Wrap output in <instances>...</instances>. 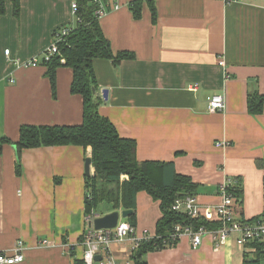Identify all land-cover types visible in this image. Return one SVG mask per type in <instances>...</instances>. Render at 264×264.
Returning a JSON list of instances; mask_svg holds the SVG:
<instances>
[{
    "label": "crops",
    "instance_id": "1",
    "mask_svg": "<svg viewBox=\"0 0 264 264\" xmlns=\"http://www.w3.org/2000/svg\"><path fill=\"white\" fill-rule=\"evenodd\" d=\"M76 0H21L19 16L7 0L0 17V137L19 139L22 125H79L83 100L71 94L72 71L57 70L56 97L46 67L25 64L51 45L56 31L76 28ZM102 30L112 50L134 58L117 67L94 61L100 89L109 99L99 109L121 137L137 142L139 162H171L178 174L199 184L203 214L221 199L217 187L240 178V216L264 214V112L252 116L248 98L264 96V0H155L157 21L145 4L136 20L133 0H107ZM118 4V8L109 7ZM9 50V55L5 51ZM225 66H220V61ZM227 75L231 79L227 80ZM14 82L11 83L10 80ZM198 86L196 91L190 88ZM214 95L223 112H211ZM225 142L224 147L217 143ZM91 151L63 146L25 150L22 175L17 153L5 145L0 156V251L18 241L26 247L21 264H77L86 230L85 162ZM94 173L93 168L91 174ZM121 211V210H120ZM160 203L137 195L136 236H154ZM213 218H215L213 216ZM132 243H113L119 264L131 258ZM254 253L231 240L216 248L210 237L194 249L191 240L145 256L147 264H243Z\"/></svg>",
    "mask_w": 264,
    "mask_h": 264
},
{
    "label": "trees",
    "instance_id": "2",
    "mask_svg": "<svg viewBox=\"0 0 264 264\" xmlns=\"http://www.w3.org/2000/svg\"><path fill=\"white\" fill-rule=\"evenodd\" d=\"M6 2L7 0H0V17L7 12ZM11 2L14 15L19 16L21 0ZM76 2L78 5L76 28H71L70 34L58 43L60 54L42 66L46 67V77L51 83L54 97L57 89V70L63 66L71 69L70 91L73 95L81 96L83 100L82 122L79 125H22L17 141L0 137V156L5 145L14 147L18 159L16 173L21 176V157L25 150L63 146L90 150L94 173L85 178V216L133 210V215L126 221L136 230L137 195L146 192L154 201L160 203L162 216L157 223L155 235L149 240L139 242V248L131 257L134 264H147L145 260L147 254L172 248L179 243L180 240L172 238L177 226L191 227L194 230L202 227L213 230L220 228V224L216 221H206L203 217L194 219L185 212L175 211L176 200L187 196L196 197L201 186L191 177L178 174L171 162H139L137 142L121 137L114 124L100 114L99 109L105 101L99 96L94 61L110 60L113 66L117 67L122 61L133 59L134 54L113 52L100 20L95 16L98 5L94 0ZM145 4L151 12L153 23H156L155 0H133L129 5L133 17L136 20L142 18ZM248 110L252 116L261 115L264 112V96L258 93L250 95ZM235 181L236 186L228 188L227 193L238 199L240 208L244 202V189L240 178H235ZM216 192L220 197L219 186ZM100 205L107 206L104 213L97 211ZM263 217L264 214L247 220L241 215L243 221L249 222ZM252 245L256 247L257 252L252 256L246 254L243 264H264V243ZM77 264H83V261H78Z\"/></svg>",
    "mask_w": 264,
    "mask_h": 264
},
{
    "label": "built area",
    "instance_id": "3",
    "mask_svg": "<svg viewBox=\"0 0 264 264\" xmlns=\"http://www.w3.org/2000/svg\"><path fill=\"white\" fill-rule=\"evenodd\" d=\"M225 4L235 3L236 0H221ZM94 3L98 5L95 11V16L100 19L105 16L107 6L101 3L99 0H94ZM109 7L118 8V4L110 5ZM73 12L76 15L78 5L75 1L73 3ZM72 31L69 27H64L55 32L53 42L42 53L41 56H37L25 64V67H38L44 63H48L55 55H59L58 43L62 42L66 36ZM6 55H9L10 51H5ZM64 62V60H62ZM220 66H225V61L219 62ZM227 80L231 79L230 75H227ZM14 82L13 79L10 80ZM198 86H193L190 89L196 91ZM226 108L225 98L221 95H214L209 103V110L211 112H223ZM226 143L219 142L217 146L224 147ZM236 186L235 179L229 178L224 181L220 186V199L221 202L215 209H208L203 214L201 205L198 202L197 197L187 196L182 199L176 200L174 210L178 212H185L191 218L197 219L203 217L206 221H216L220 224V228L208 230L204 227L194 230L191 227L177 226L176 231L172 238L174 240H181L183 237H188L191 240L192 247L194 249L200 248L204 240L210 237L216 246V248H223L231 240H234L236 244L253 253L257 252V249L252 243H264V217L254 221H243L239 214V202L234 196L227 193L228 188ZM100 215L92 214L86 216V230L82 235V241L80 245L84 249L83 264H119L117 259L111 252V246L113 243L131 242V257L139 248V242L143 240H149L153 236L143 235L141 237L136 236V230L126 220L120 219L116 228L110 230L95 231L93 228H89V223ZM213 216L215 218H213ZM26 247L23 241H18L15 247L11 251H0V264H21L25 260ZM101 256L102 260L97 262L95 258ZM264 256V252H263ZM123 264H134L132 259H128Z\"/></svg>",
    "mask_w": 264,
    "mask_h": 264
},
{
    "label": "water",
    "instance_id": "4",
    "mask_svg": "<svg viewBox=\"0 0 264 264\" xmlns=\"http://www.w3.org/2000/svg\"><path fill=\"white\" fill-rule=\"evenodd\" d=\"M101 94L104 101L107 102L109 99V91L104 89L102 90ZM91 169L92 159L91 157H89L86 159L85 162V175L87 177L91 176ZM133 213V210H119L105 215L97 216L94 221H91L89 223V228H93L95 231L114 229L117 227L120 219L127 220L128 218H130L131 215H133ZM95 260L97 262H100L102 260V257L97 256Z\"/></svg>",
    "mask_w": 264,
    "mask_h": 264
},
{
    "label": "rangeland",
    "instance_id": "5",
    "mask_svg": "<svg viewBox=\"0 0 264 264\" xmlns=\"http://www.w3.org/2000/svg\"><path fill=\"white\" fill-rule=\"evenodd\" d=\"M107 209L106 205H100L99 208L97 209V211L99 213H104V211Z\"/></svg>",
    "mask_w": 264,
    "mask_h": 264
}]
</instances>
